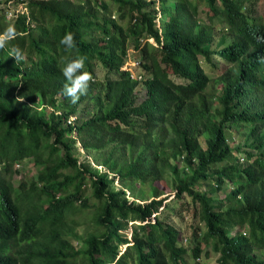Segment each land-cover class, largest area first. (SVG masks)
<instances>
[{
	"label": "trees",
	"instance_id": "obj_1",
	"mask_svg": "<svg viewBox=\"0 0 264 264\" xmlns=\"http://www.w3.org/2000/svg\"><path fill=\"white\" fill-rule=\"evenodd\" d=\"M13 1L25 11L0 8V34L17 33L0 49V264H202L210 252L216 264H264L260 0ZM129 43L142 81L125 66ZM78 57L90 79L73 104L61 70ZM77 143L103 167L79 160ZM24 161L36 173L15 186ZM185 197L200 223L188 245L160 216Z\"/></svg>",
	"mask_w": 264,
	"mask_h": 264
},
{
	"label": "rangeland",
	"instance_id": "obj_2",
	"mask_svg": "<svg viewBox=\"0 0 264 264\" xmlns=\"http://www.w3.org/2000/svg\"><path fill=\"white\" fill-rule=\"evenodd\" d=\"M0 8L3 9L4 11L7 12H12L17 13L20 10H23L21 3L19 1H13L11 0L10 2H3L0 3ZM251 15L254 16L257 20H259L260 22H262L264 24V0H260L257 4H255L252 9H251ZM113 17H116V12L115 10H113L112 12ZM128 55L126 58V62H125V66L129 69V71L131 72V75L135 78L138 77L139 75H141V81L144 78V71L141 67L140 64V60L141 57L139 54L136 53L133 44L129 43L128 44ZM97 73H98V77L101 78L102 77V71L98 68L97 69ZM140 81V84L137 87V95L139 97V99H142L145 95V88L143 87L142 83ZM214 90L212 85H209L208 88H210ZM82 106H80L81 108ZM81 113L78 112L76 114V116L78 117ZM206 140V136H201L200 137V142L201 144L204 146V142ZM241 141H242V137L240 136V134H233L232 135V139L230 140V144L234 147L237 146L238 144L241 145ZM77 148L79 149V154H78V158L81 161H84L87 163V165H89L92 169H101L103 167V165L99 162H97L95 160V156L97 154L95 153H87L85 152L79 145V143H77ZM16 168L20 171L19 173L15 174L13 176V182L14 185L17 186L18 183L20 181H30L31 178L34 176V174L36 173V168L29 162L24 161L19 167L16 166ZM116 188L120 187V184H116L115 185ZM133 195L134 197H137L138 199H144L145 197V193L143 191V187L141 186H133ZM227 189H225L222 194L224 192H226ZM87 194L90 195V191H87ZM132 196V195H131ZM183 201H188V198H183L180 200H170L167 202V205L164 209L161 210V214L160 216L163 218L165 216H169L171 220V222L177 226V228L179 229V237L182 238L181 243L184 245H188L189 243V238L192 232L191 229V224L193 222H195V225H199L200 223L198 221H194L191 218V211L188 210L184 205H182ZM87 212V211H86ZM88 213H83L80 214L79 216H77L76 218L81 222V224L76 228V233L80 236V237H84V233L91 228L90 224H88ZM187 238V241H185L184 239ZM81 242L82 240L79 239H74L73 240V244L75 247H80L81 246ZM218 254L214 253V252H210L209 256L207 258H205L204 254H201L200 259L198 260V262L202 263V264H216V259H217Z\"/></svg>",
	"mask_w": 264,
	"mask_h": 264
},
{
	"label": "clouds",
	"instance_id": "obj_3",
	"mask_svg": "<svg viewBox=\"0 0 264 264\" xmlns=\"http://www.w3.org/2000/svg\"><path fill=\"white\" fill-rule=\"evenodd\" d=\"M16 27L14 24H9L4 32L0 34V49L4 48L12 39L16 36ZM59 43L65 47V49H72L75 47V38L72 33L64 34ZM9 57H14L16 63L24 59L23 50L18 46H11L9 48ZM85 64L84 57H78L68 61L62 68L61 73L65 79L62 92L71 103L75 104L80 96L84 95L88 88L89 74L82 71Z\"/></svg>",
	"mask_w": 264,
	"mask_h": 264
},
{
	"label": "built area",
	"instance_id": "obj_4",
	"mask_svg": "<svg viewBox=\"0 0 264 264\" xmlns=\"http://www.w3.org/2000/svg\"><path fill=\"white\" fill-rule=\"evenodd\" d=\"M24 11H25V8H23V10H21V12H24ZM12 15H13V13L9 11L8 12V16H12ZM70 120H72V119H70ZM70 120H68V123H70Z\"/></svg>",
	"mask_w": 264,
	"mask_h": 264
}]
</instances>
